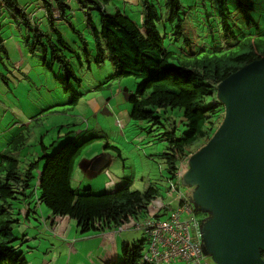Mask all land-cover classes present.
I'll return each instance as SVG.
<instances>
[{
	"label": "trees",
	"instance_id": "1",
	"mask_svg": "<svg viewBox=\"0 0 264 264\" xmlns=\"http://www.w3.org/2000/svg\"><path fill=\"white\" fill-rule=\"evenodd\" d=\"M140 1L142 11L137 22L126 12L110 13L105 7L108 0H77L83 10L86 30L92 36V49L75 23L76 15L70 0H38L35 4L30 0H0V20L10 19L29 32L23 41L31 56L43 59L44 65L52 72L58 66L62 74L54 73V76L66 90L75 93V88L82 86V79L74 71L75 64L93 69L106 61L111 62L115 71L97 85V91L110 88V81L135 78L136 90L128 97L132 104L130 117L138 122L151 121L157 129L163 130L159 139L169 143L162 156L171 181L175 179L180 158L207 144L224 119L225 107L216 97L217 86L231 74L264 56V29L254 20V0H216L223 24L220 38L224 46L216 43L209 47L204 43L198 46L194 39L186 38L182 15L185 8L181 0L166 1L167 16L160 13L156 0ZM260 4L264 9V0H260ZM231 5L243 16L240 18L244 19V25L232 23ZM39 11H44L41 18L37 15ZM63 24L68 25L82 41L80 49L65 37L61 29ZM246 36H252L253 42L244 43ZM5 41L1 33L0 77L9 87L10 76L4 74V70L8 71L12 60L7 55ZM173 43L175 48L170 47ZM236 46L240 47L233 52ZM81 98L74 94L71 101L78 102L74 105L79 104ZM158 109L180 110L183 125L188 129L179 134L175 121L173 127L168 125L170 129H166ZM64 132L61 129L57 133L59 139L49 147L42 142L43 154L35 156L28 168L20 167L17 156L20 147L25 146L23 144L17 148L12 146V150L4 151L0 157V264H29L23 251V246L27 245L25 236L18 238L14 233L23 232V226L41 229L40 223L46 219L41 211L42 205L46 206L51 218H70L77 222L80 233L90 234L111 230L130 215H147V206L159 197L158 183H151L143 192L133 189L129 179L125 184L126 179L121 180L118 189L110 193H95L91 187L84 191L75 188L76 161L86 147L103 140L104 153L118 156L123 164L125 157L113 136L89 129L75 134ZM20 138L26 139L24 135ZM53 145L58 149L49 155ZM42 163L43 168L39 171ZM37 192L40 195L37 196ZM34 197L37 205L27 207L24 214L22 209ZM194 212L196 215L203 213L199 208ZM163 217L165 213L156 216ZM145 243L123 245V258L115 264H152L145 260Z\"/></svg>",
	"mask_w": 264,
	"mask_h": 264
},
{
	"label": "rangeland",
	"instance_id": "2",
	"mask_svg": "<svg viewBox=\"0 0 264 264\" xmlns=\"http://www.w3.org/2000/svg\"><path fill=\"white\" fill-rule=\"evenodd\" d=\"M111 1L118 5V7H121L120 11L126 12L135 21L139 22L140 12H132L131 7L128 9L125 7L122 8L123 6L119 4L122 0ZM156 1L160 13L167 16V0ZM254 1L256 2L253 13L254 20L264 29V9L262 8V4H260V0ZM181 2L185 8L182 11V15L185 19L183 26L187 32L186 38L194 39V42H198V46L203 43L207 47L215 43L224 46L220 38V31L223 33V24L219 17V12L216 9V0H181ZM70 4L73 13L76 15L75 22L92 49V36L85 28L81 5L77 0H70ZM115 4H108L106 9L110 13H116ZM231 8L232 23L234 24L235 22L239 26L241 24L244 25L245 21L244 19L241 20L243 17L241 13L233 9V5H231ZM95 19L98 21L97 14H95ZM251 26L254 28L253 25ZM13 29L19 43L25 44L23 41L26 33L25 29L22 27L23 30L18 32V28L15 25ZM61 29L66 35L65 37L71 43L75 42L80 49V44L83 43L77 35L71 32L69 26L63 24L61 25ZM246 37L247 40L244 43L253 42L254 39L252 36ZM166 42L169 45L171 43L168 38ZM170 47L175 48V43ZM239 47H234L233 52ZM39 55L42 56L41 54ZM42 60L38 56L33 57L26 54V58L23 60L27 69V71L23 72L26 73L21 77L18 75L12 77L9 75V87L12 92L8 93V98L0 103V153L3 151L0 157L4 151L12 150V146L17 148L23 144L25 146L20 147L21 150L17 152V156L20 161V167L28 168L30 165L29 162L35 156H41L43 154L41 149L42 142L49 147L57 139V133L60 132L58 128L61 125L66 126L64 133L74 132L75 134L83 132L86 129L93 130V132H102L110 137L113 136L117 146L123 153V157H125V164L122 161L120 163L124 165V168H122L123 174L120 176H127L124 184L129 179L133 189L144 192L150 188L151 183H158L160 189L158 192L159 199L164 200L168 206L177 205V202L174 200L177 195L170 191V181L168 180L166 165L162 156L167 152L166 150L169 145L167 141L159 139V135L163 130L157 129L156 125L151 121L138 122L130 117L132 104L128 100V97L136 90L137 80L131 77L123 80L110 81L112 83L110 88L97 91V85L100 82L106 81L115 71L111 62L106 61L100 67L94 66L95 68L93 69L90 66L82 68L75 64L74 71L76 76L82 79V86L75 88V93H73L72 90L64 89L65 86H62L60 81L55 78L54 73L57 75L62 74L58 66H55L52 72L43 64ZM74 94L82 97L79 100V104H73L78 102L72 103L71 98ZM43 110V115L39 117L41 115L39 113ZM158 111L166 129L173 127L172 124L174 121L177 122L179 134L188 129L186 125H183L184 118L180 110L158 109ZM171 115L174 117L172 116L173 118L168 119ZM35 116L38 118H35ZM20 135H24L26 139L21 140ZM94 144L87 149L101 152L105 148V141L103 140H100L99 144L97 142ZM57 149L58 147L53 145L48 154L52 155ZM85 152L87 151H84V154ZM84 158L85 156L83 155L76 164L77 170H82L81 162ZM118 160V156H115L99 174L91 175L89 173L86 175L88 178L84 183L79 184V178L74 176V187L83 191L92 187L95 193H110L114 191L117 188L115 185L118 179L115 170L117 169ZM42 168L43 163L39 166L38 170L41 171ZM80 177L82 176L80 175ZM177 183L179 184L178 187L181 193H194V186L187 184L184 178ZM38 195H40L39 192H37ZM29 201L26 206L34 208L37 205L36 197L30 198ZM40 207H42V212H49L45 205ZM206 217L204 213L197 215V218L205 219ZM192 218L193 216L182 215L183 221H190ZM148 219L149 216L145 215V213H141L138 216L140 222H147ZM14 234L16 236V233ZM143 236L142 233H126L124 238L128 239L130 237V239L137 240L135 242H138ZM36 242L37 240L34 241V244L28 245L35 246ZM145 246H147L146 243ZM26 251L30 252L29 249H26ZM28 259L33 260V255H28ZM37 262L36 260L31 264H37ZM209 263L216 264L212 258L209 260ZM110 264L115 263L110 262ZM177 264L186 263L179 261Z\"/></svg>",
	"mask_w": 264,
	"mask_h": 264
},
{
	"label": "water",
	"instance_id": "3",
	"mask_svg": "<svg viewBox=\"0 0 264 264\" xmlns=\"http://www.w3.org/2000/svg\"><path fill=\"white\" fill-rule=\"evenodd\" d=\"M217 97L222 125L185 176L207 214L202 242L216 264H264V56L227 77Z\"/></svg>",
	"mask_w": 264,
	"mask_h": 264
},
{
	"label": "crops",
	"instance_id": "4",
	"mask_svg": "<svg viewBox=\"0 0 264 264\" xmlns=\"http://www.w3.org/2000/svg\"><path fill=\"white\" fill-rule=\"evenodd\" d=\"M30 1H32L33 4L38 2V0ZM139 2L140 0H122V2H119V4L123 6L122 8L125 7L126 9H128L131 7V10H133L132 12H139L141 11ZM108 4L115 3L111 0H108ZM108 4L106 6H108ZM115 9L121 10V7H118V5L115 4ZM37 15L40 18L43 17L44 11H39ZM0 23L2 25V29H0V34L2 33L4 39L6 40L5 47L8 51L7 55L9 56L10 60H12V65H9L8 71L4 70V74L11 75L12 77H15V75L21 77L26 73L23 71H27L23 60L26 58V54H29L31 56L30 51L28 50L27 45L25 46V44L19 43V41L17 40L13 29V26L15 24L10 19H2L0 20ZM17 28L18 32L23 30L22 27L17 26ZM1 72L3 73V71ZM2 78L0 77V99L2 100L0 103H2L5 99L8 98V93L12 92L10 91L11 89L5 83V80L3 81ZM61 129L66 130V126H59L58 131H61ZM57 137V139H59V136ZM86 151L87 152H85L84 154L85 160L83 161L82 165L83 170L88 171V167L90 166L93 160V158L91 157L97 151H94L93 149H87ZM114 157L115 155H110L107 164H109ZM118 161L119 162L117 165V169L115 170L118 180L116 181L115 186H118L121 180L127 179L126 175H124V177L120 176L121 174H123L122 168H124V165L120 164L122 161L121 158ZM80 175L82 177H80ZM74 176H77L79 178V184L84 183V181L88 178V176H86L82 170H76ZM115 190L116 188L114 189V191ZM27 207L28 206L24 208L25 211H27ZM44 212L43 216H45L46 219L43 221V223H40L41 229H39L38 227L33 229L23 226L24 228L22 236H26L27 239H29L28 244H34V241L37 240L35 246L27 244L24 247V250L29 249V247L34 248L29 249L31 252H33V260L31 261V263L35 262L36 260L38 261L37 264H84V260L85 264H110V262L118 263L122 260L121 252L123 245H139L141 241L147 242V238L143 234V232L133 230L132 228H129L124 233H116L114 230L95 232L90 234L80 233V229H78L76 221L65 217L51 218L50 212ZM29 230L30 233H28ZM126 233H142L144 236L141 238L140 241L135 242L137 240H132L130 239V237L128 239L124 238Z\"/></svg>",
	"mask_w": 264,
	"mask_h": 264
},
{
	"label": "built area",
	"instance_id": "5",
	"mask_svg": "<svg viewBox=\"0 0 264 264\" xmlns=\"http://www.w3.org/2000/svg\"><path fill=\"white\" fill-rule=\"evenodd\" d=\"M181 167H183L181 163ZM173 190L176 184L172 183ZM180 197H184L180 194ZM155 207L163 208V204L156 202ZM182 214L192 216L193 208L190 205L179 208L169 221H159L136 225V230H145L151 237V245L145 260L154 264H174L177 260L189 264H207L199 221L194 217L190 221H182ZM196 230V234L193 231Z\"/></svg>",
	"mask_w": 264,
	"mask_h": 264
},
{
	"label": "clouds",
	"instance_id": "6",
	"mask_svg": "<svg viewBox=\"0 0 264 264\" xmlns=\"http://www.w3.org/2000/svg\"><path fill=\"white\" fill-rule=\"evenodd\" d=\"M139 4H140V8H141V1L139 2ZM141 11H142V8H141ZM141 11H139L140 13H141ZM263 57V56H262ZM260 59V58H259ZM229 77V76H228ZM226 79V78H225ZM224 79V80H225ZM223 80V81H224ZM222 81V82H223ZM221 82V83H222ZM220 83V84H221ZM219 84V85H220ZM219 85L217 86V89H216V97H217V95H218V88H219ZM217 99H218V97H217ZM219 101V100H218ZM220 102V101H219ZM221 103V102H220ZM225 116V115H224ZM30 121V120H29ZM221 125H222V123H221ZM220 125V126H221ZM219 126V127H220ZM219 129V128H218ZM217 129V130H218ZM86 137V136H85ZM213 137V136H212ZM98 139V138H97ZM90 147V146H89ZM203 147V146H202ZM88 147H86L85 148V150L84 151H86V149H87ZM200 149V148H199ZM198 149V150H199ZM197 150V151H198ZM84 151H83V153L81 154V156H80V158H78L77 159V161H76V164L78 163V161H80V159H81V157L84 155ZM197 151H195V152H197ZM194 152V153H195ZM100 153V154H99ZM194 153H189V154H187L186 156H182L181 158H180V162H179V168H178V170H177V172H176V174H175V179L174 180H169L170 181V191L171 192H174V194L175 195H177L175 198H174V200L177 202V205H175V206H172V205H167L166 204V202L164 201V200H162V199H159V197L157 198V199H154L152 202H150L149 203V205L147 206V210H146V212H147V215L149 216V219H148V221L147 222H145V221H143V222H140L139 220H138V217L137 216H133V215H130L129 216V218L124 222V223H122L121 225H119V226H117V227H114L113 229H111L112 231L114 230L116 233H124V232H126L129 228H132L133 230H136V225H142V224H147V223H156V222H159V221H162V222H164V221H169L171 218H172V215L179 209V208H183V207H186L187 205H190L192 208H193V212H194V210L196 209V208H199L198 206H196V204L194 203V201H193V198H192V195L193 194H190L189 192H185V193H181L180 192V189H179V184L177 183V182H179L181 179H183L184 178V180H185V176H186V174H187V172H188V170H189V161H190V159H191V157H192V155L194 154ZM91 158H93V160H92V162H91V164H90V166L88 167V171H85V170H83V165H82V171L84 172V174L85 175H88L89 173L91 174V175H94V174H96L97 173V171L98 172H101L104 168H105V166H107V161H108V158H109V153H104V151H101V152H96ZM85 160V158L83 159V161ZM83 161L81 162L82 164H83ZM110 161V160H109ZM181 163H182V165H183V167H181ZM77 170V166H76V168H75V171ZM87 173V174H86ZM128 182H130V180H128ZM186 182V181H185ZM172 183H174V184H176V190H173V187H172ZM73 184H74V182H73ZM194 188H195V190H196V187L194 186ZM180 194H183V196L184 197H180ZM156 202H159V203H161V204H163V208H161V209H158L157 207H155V203ZM200 209V208H199ZM23 211V213L25 214L26 213V211L24 210V209H22ZM160 213H165V217H164V219H159V218H156V216L158 215V214H160ZM204 213V212H203ZM205 214V213H204ZM183 215V214H182ZM188 216V215H187ZM190 216V215H189ZM193 216V218L195 217L198 221H199V232H200V235H201V227H202V224H203V222H204V220L205 219H203V218H197V215L195 214V212H194V214L192 215ZM206 216H207V214H206ZM156 218V219H155ZM183 221V220H182ZM108 231V230H107ZM136 231H140V232H143V234L146 236V238H147V240H148V242H149V244L147 245V254H148V251H149V248H150V245H151V241H152V239H151V237L149 236V234L147 233V231H145V230H136ZM23 232H20V235L17 233L16 234V236L18 237V238H22V237H24V236H22L23 234H22ZM197 232H196V230H194L193 231V234L195 235ZM201 240H202V238H201ZM25 244H28L29 243V239H27V237L25 236ZM21 246L23 245V243H21L20 244ZM26 245H24L23 246V251H25V255H26V257L28 258V255H31V254H33V252H27L26 250H24V247H25ZM202 246H203V249H204V244H203V242H202ZM29 249H33V247H29ZM204 252H205V254H206V251H205V249H204ZM207 255V254H206ZM211 259V257H209L208 256V259H207V264H210L209 263V260ZM29 261V264H31V259H28ZM179 261H181V260H177L176 262H174V264H177V262H179ZM181 262H183V261H181ZM152 264H154L153 262H151ZM186 263V262H185ZM186 264H189V263H186Z\"/></svg>",
	"mask_w": 264,
	"mask_h": 264
}]
</instances>
